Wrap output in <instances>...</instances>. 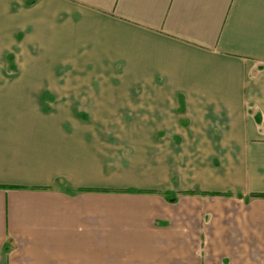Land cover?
I'll list each match as a JSON object with an SVG mask.
<instances>
[{
  "label": "crops",
  "instance_id": "crops-1",
  "mask_svg": "<svg viewBox=\"0 0 264 264\" xmlns=\"http://www.w3.org/2000/svg\"><path fill=\"white\" fill-rule=\"evenodd\" d=\"M0 66V264H264V0H0ZM5 66H104L40 96L104 106L14 110Z\"/></svg>",
  "mask_w": 264,
  "mask_h": 264
},
{
  "label": "rangeland",
  "instance_id": "rangeland-1",
  "mask_svg": "<svg viewBox=\"0 0 264 264\" xmlns=\"http://www.w3.org/2000/svg\"><path fill=\"white\" fill-rule=\"evenodd\" d=\"M3 66H0V68ZM7 77H11L14 79L24 78L27 79L30 83V93H29V102L27 107L24 102L21 101H14L12 109L14 110H28V111H43V110H61V111H68L74 110L79 108L78 110H85V109H101L104 104L100 105V103L90 102L87 99L85 100L84 97H80V95H75L69 99L68 95L61 96V98L57 99V102L53 103L52 98H48V102L51 104H47L44 100L40 98L41 92L45 89H52L53 83H58L62 86L63 90H70L69 93L73 89H83V87H79L80 83L77 81H83L86 79L93 80V90L99 91L103 86L100 84L101 80H104V66H5ZM69 80L68 84L66 83ZM68 87H65V86ZM60 89V87H59ZM90 89V88H87ZM74 91V90H73ZM127 99V98H126ZM15 100V99H14ZM73 101V102H72ZM76 101V102H74ZM137 105V104H136ZM90 106V108H89ZM92 106V107H91ZM114 109H119L122 114L125 115V119H121L119 121H123L124 127H132V120L134 116V108L131 101H124L122 103H118L115 105ZM99 121V120H98ZM95 122V120H94ZM126 138H131V141H126L124 147L120 152L123 155V162L124 164L128 163V159L132 157V154H136L137 150H141L143 145L134 144L135 142L132 140V135L125 136ZM159 137V136H158ZM174 146L171 152H167L166 155L163 151H156V154L163 155L167 157L168 164L171 165V172L170 174L174 175L173 184L175 187L178 185V178L181 171V166L189 160L185 153L176 148L175 145V137H174ZM153 153V152H151ZM140 154V153H139ZM192 155V159H198L199 153L196 151H190ZM189 154V155H190ZM127 169L128 167H124ZM195 192V191H193ZM178 193L174 192L173 195L176 198ZM169 197L172 196L171 193H168Z\"/></svg>",
  "mask_w": 264,
  "mask_h": 264
},
{
  "label": "trees",
  "instance_id": "trees-1",
  "mask_svg": "<svg viewBox=\"0 0 264 264\" xmlns=\"http://www.w3.org/2000/svg\"><path fill=\"white\" fill-rule=\"evenodd\" d=\"M88 192H104V193H152V192H149V191H142V190H135V189H125V190H108V189H104V190H87ZM212 195H216V194H212ZM254 198H264V194H253ZM168 201L170 202H173V203H176L177 202V198H173V199H169L168 198Z\"/></svg>",
  "mask_w": 264,
  "mask_h": 264
}]
</instances>
